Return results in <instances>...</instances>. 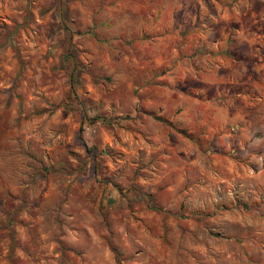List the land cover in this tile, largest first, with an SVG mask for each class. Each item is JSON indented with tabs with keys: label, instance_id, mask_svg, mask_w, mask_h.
I'll use <instances>...</instances> for the list:
<instances>
[{
	"label": "rangeland",
	"instance_id": "rangeland-1",
	"mask_svg": "<svg viewBox=\"0 0 264 264\" xmlns=\"http://www.w3.org/2000/svg\"><path fill=\"white\" fill-rule=\"evenodd\" d=\"M0 264H264V0H0Z\"/></svg>",
	"mask_w": 264,
	"mask_h": 264
}]
</instances>
